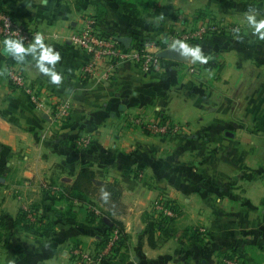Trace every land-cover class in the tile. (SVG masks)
I'll use <instances>...</instances> for the list:
<instances>
[{"label":"crops","instance_id":"0c3cea01","mask_svg":"<svg viewBox=\"0 0 264 264\" xmlns=\"http://www.w3.org/2000/svg\"><path fill=\"white\" fill-rule=\"evenodd\" d=\"M0 11L34 33L26 49L40 34L61 56L42 61L37 46L21 63L0 42V264H76L80 254L96 255L105 226L87 222L94 208L128 235L118 264H227L234 257L264 264V40L249 20H264V0H0ZM86 19L131 44L139 36L146 45L218 29L196 45L190 40L206 63L192 55L163 59L146 75L126 61L109 80L105 65L82 76L90 55L70 36ZM11 67L24 73L29 90L10 84ZM43 69L59 73L61 83H50ZM64 105L68 116L60 119ZM159 116L186 131L153 133L147 125ZM84 169L103 190L96 206L56 203ZM160 200L176 207H169L174 234L156 235L153 246L148 214ZM69 207L76 223L56 213Z\"/></svg>","mask_w":264,"mask_h":264},{"label":"built area","instance_id":"2783aa9c","mask_svg":"<svg viewBox=\"0 0 264 264\" xmlns=\"http://www.w3.org/2000/svg\"><path fill=\"white\" fill-rule=\"evenodd\" d=\"M217 29L218 27L215 25H208L189 34L172 35L163 41L164 47L158 43L146 44L144 47H141L135 42L130 47H126L117 37L105 35L98 30L93 19H86L85 26L80 31H75L71 34L70 41L90 55V61L82 70L83 77H94L97 75L100 66L105 65L108 67L105 77L110 80L113 68L117 64L126 61L132 62L144 74L149 75L161 68L163 59L158 57V53L163 49L171 48L170 46L174 41L179 40L189 44L191 39L202 38L209 30L215 31ZM33 38L34 33L30 29L19 25L10 14L0 11V42L6 39L22 40L25 46L30 44ZM149 46L153 47L154 51H149ZM7 78L12 86L29 90L27 79L21 70L13 67L9 68L7 70ZM68 112V106L64 105L55 115L60 119L66 118ZM147 129L158 135L182 134L186 131V125L174 124L170 121L158 119L149 123ZM79 143L88 145L89 140L81 139ZM155 207L162 210L166 215L172 216L173 214L169 206L166 207L159 202L155 203ZM94 210L96 213H100L98 209L94 208ZM121 240L122 235L118 229H115L104 248L94 256L80 254V258L76 261V264H103L104 260L114 255V249L119 245ZM226 263L244 264L238 257L228 259Z\"/></svg>","mask_w":264,"mask_h":264},{"label":"trees","instance_id":"16d2710c","mask_svg":"<svg viewBox=\"0 0 264 264\" xmlns=\"http://www.w3.org/2000/svg\"><path fill=\"white\" fill-rule=\"evenodd\" d=\"M105 35H108V34H105ZM108 36H112V35H108ZM134 40H135V43L139 44L141 47L145 46L146 41L142 39L140 36L135 37ZM198 40L199 39H194L193 41H191V44L196 45L198 43ZM158 44H160L163 47L165 46L163 42H159ZM159 119L163 121H169L164 116H159ZM94 177H95L94 173L90 171L89 169L82 170L77 180L72 186L70 187L64 186L62 187L63 190L61 192L56 193V196L54 197V201L56 203H61V202H68V201L76 199L81 202H86L87 204L89 203V204L96 206V204H93L92 199L95 197L96 198L101 197L103 190L93 185ZM107 191L110 192L111 190L108 188ZM160 203H163L165 206H169L174 211H176V207L171 201L160 200ZM107 204L109 205L111 203L107 202ZM71 208L72 207H69L64 211H56V213L58 216L66 218L71 223H76L77 222L76 215L72 212ZM148 215H150V218L148 219V221L152 225V228L150 231V237H149L151 245L153 246L155 245L156 235H158L159 238L166 239V238L171 237L174 234L172 230L173 228L172 223L174 222V219H175L174 216L166 215L165 213L155 209V207L151 210V212ZM86 218H87L88 223H94L98 220L105 226V232L97 244L98 251H100L102 248L106 246V244L109 241L110 235L115 229H118L120 234L122 235L121 242L114 249V255L104 260L103 264H118L119 261H122L123 259H125V254L127 253V250L129 249V244H128L129 238H128V235L124 231L123 225L114 219H111L112 226L108 225L104 220L103 214L96 213L95 210H88V214ZM24 219L26 220V217ZM28 220L29 219H27V221Z\"/></svg>","mask_w":264,"mask_h":264},{"label":"clouds","instance_id":"9594fccd","mask_svg":"<svg viewBox=\"0 0 264 264\" xmlns=\"http://www.w3.org/2000/svg\"><path fill=\"white\" fill-rule=\"evenodd\" d=\"M249 20L255 25L253 29L254 33H258L259 39L264 40V20H261L258 23L254 20V18L249 17ZM3 44L5 51L7 53H10L13 57H19L21 55L28 54L31 49L39 46L43 49V53L41 56L42 61L59 62L61 59L60 53H57L56 55L52 54L53 48L44 44V39L40 34H37L35 36V40L31 45V48L26 49L22 40L6 39L4 40ZM170 47L172 49L182 48L184 49V52H182L181 55L191 54L192 56L196 57V59L201 63L207 62L206 58L201 55L199 47H190L186 42L179 40L174 41ZM43 71L48 73L50 83L57 85L61 83L62 77L59 73H57L56 71H50L48 69H43Z\"/></svg>","mask_w":264,"mask_h":264},{"label":"water","instance_id":"95a60500","mask_svg":"<svg viewBox=\"0 0 264 264\" xmlns=\"http://www.w3.org/2000/svg\"><path fill=\"white\" fill-rule=\"evenodd\" d=\"M117 38L126 47H130V45L132 43V39H130V38L126 39V38H121V37H117ZM189 46L191 47V45H189ZM182 52H184V49H182V48H176V49L166 48V49L161 50L158 53V57H160L161 59L174 60V61H178V62H188L191 54L181 55ZM10 57L19 60L21 63H26L23 55H21L19 57H13L10 54ZM106 222L108 225L112 226L111 221L106 219Z\"/></svg>","mask_w":264,"mask_h":264},{"label":"rangeland","instance_id":"374dc122","mask_svg":"<svg viewBox=\"0 0 264 264\" xmlns=\"http://www.w3.org/2000/svg\"><path fill=\"white\" fill-rule=\"evenodd\" d=\"M159 203H160V201H159ZM162 205H164L163 203H161ZM155 209H156V207H155Z\"/></svg>","mask_w":264,"mask_h":264}]
</instances>
